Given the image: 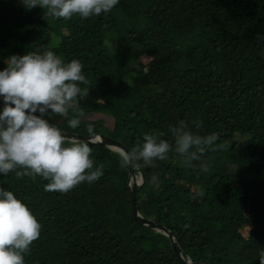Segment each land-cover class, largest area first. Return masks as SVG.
Masks as SVG:
<instances>
[{
    "label": "trees",
    "instance_id": "16d2710c",
    "mask_svg": "<svg viewBox=\"0 0 264 264\" xmlns=\"http://www.w3.org/2000/svg\"><path fill=\"white\" fill-rule=\"evenodd\" d=\"M45 12L25 8L22 0H0V70L11 55L38 48L80 61L88 81L80 85L88 90L81 123L70 128L51 110L44 118L85 135L90 123L129 150L146 132L174 146L169 125L179 120L194 133L218 134L224 147L201 158L206 172L199 161L195 169L182 166L174 151L141 167L138 208L172 228L185 257L260 264L264 40L257 36H264V0H119L108 13L69 20ZM3 106L0 100V111ZM89 146L94 168L103 165L104 175L67 193L45 191L39 176L0 173V188L13 191L42 225L25 264H184L166 233L136 219L130 168L120 166L117 150Z\"/></svg>",
    "mask_w": 264,
    "mask_h": 264
},
{
    "label": "clouds",
    "instance_id": "9594fccd",
    "mask_svg": "<svg viewBox=\"0 0 264 264\" xmlns=\"http://www.w3.org/2000/svg\"><path fill=\"white\" fill-rule=\"evenodd\" d=\"M27 9L40 6L45 15L69 20L73 15L82 19L110 12L119 0H22ZM258 40L264 36L258 34ZM264 55V53H262ZM0 70V96L4 106L0 111V173L15 171L17 177L37 176L46 180L47 192L67 193L82 182L93 183L104 175L103 165L94 168L89 146L95 136L92 124L87 125L88 140L67 137L56 123L44 118L58 115L70 128H77L84 113L80 102L88 95L81 84H87L83 65L73 59L65 62L49 49H36L24 55H11ZM69 111L72 116L69 117ZM39 112L40 115H36ZM202 121L196 122L197 129ZM174 146L155 133H144L143 143L137 141L131 150H117L122 168L140 169L154 166L173 152L182 166L208 171L201 158L208 152L224 147L217 144L218 134L200 135L189 129L184 120L169 125ZM142 161V164L140 163ZM22 169V170H19ZM158 180L151 177V183ZM41 223L13 191L0 188V264H25L24 254L41 233ZM250 232V226H249ZM264 264V248L258 253Z\"/></svg>",
    "mask_w": 264,
    "mask_h": 264
},
{
    "label": "water",
    "instance_id": "95a60500",
    "mask_svg": "<svg viewBox=\"0 0 264 264\" xmlns=\"http://www.w3.org/2000/svg\"><path fill=\"white\" fill-rule=\"evenodd\" d=\"M61 131L63 132L62 134L66 135L67 137H79L82 140H85V141L88 140V135L79 134L75 132H69L65 130H61ZM90 144H98V145L108 144L110 147L116 150L120 148L129 150L128 147L119 138L114 137L107 133H95V136L93 137ZM144 181H145V177L139 169L137 170V169L130 168V173H129L130 196L132 199L136 219L142 224L157 228L163 231L164 233H166L170 238L172 248L175 254L184 264H209L207 262L195 261L191 259L190 257H185L182 249L179 246V242H178V238L176 234L174 233V231L168 224L159 222L158 220L154 218L145 217L140 213L139 208H138V203H137V191H138V188L144 183Z\"/></svg>",
    "mask_w": 264,
    "mask_h": 264
},
{
    "label": "rangeland",
    "instance_id": "374dc122",
    "mask_svg": "<svg viewBox=\"0 0 264 264\" xmlns=\"http://www.w3.org/2000/svg\"><path fill=\"white\" fill-rule=\"evenodd\" d=\"M143 58H144V57H143ZM99 116H102V114H92V115L89 116V118H91V119H96V118H98Z\"/></svg>",
    "mask_w": 264,
    "mask_h": 264
},
{
    "label": "bare ground",
    "instance_id": "6f19581e",
    "mask_svg": "<svg viewBox=\"0 0 264 264\" xmlns=\"http://www.w3.org/2000/svg\"><path fill=\"white\" fill-rule=\"evenodd\" d=\"M0 100H1L2 102H4V101H3V97H2V96H0Z\"/></svg>",
    "mask_w": 264,
    "mask_h": 264
}]
</instances>
